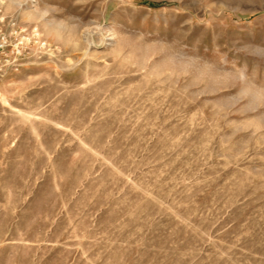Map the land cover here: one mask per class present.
Listing matches in <instances>:
<instances>
[{
  "label": "rangeland",
  "instance_id": "1",
  "mask_svg": "<svg viewBox=\"0 0 264 264\" xmlns=\"http://www.w3.org/2000/svg\"><path fill=\"white\" fill-rule=\"evenodd\" d=\"M0 18L47 44L0 79V264H264V0Z\"/></svg>",
  "mask_w": 264,
  "mask_h": 264
},
{
  "label": "built area",
  "instance_id": "2",
  "mask_svg": "<svg viewBox=\"0 0 264 264\" xmlns=\"http://www.w3.org/2000/svg\"><path fill=\"white\" fill-rule=\"evenodd\" d=\"M37 28L23 29L19 27L14 20L5 21L0 18V79L8 72L18 71L19 66L16 63L18 56L28 48L32 42L42 50L47 47L46 42L41 37Z\"/></svg>",
  "mask_w": 264,
  "mask_h": 264
},
{
  "label": "bare ground",
  "instance_id": "3",
  "mask_svg": "<svg viewBox=\"0 0 264 264\" xmlns=\"http://www.w3.org/2000/svg\"><path fill=\"white\" fill-rule=\"evenodd\" d=\"M33 1V0H32ZM30 7H33L32 5H30Z\"/></svg>",
  "mask_w": 264,
  "mask_h": 264
}]
</instances>
